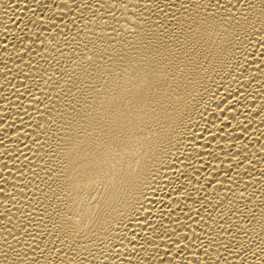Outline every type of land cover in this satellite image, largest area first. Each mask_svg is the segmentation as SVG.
<instances>
[{
  "label": "bare ground",
  "instance_id": "bare-ground-1",
  "mask_svg": "<svg viewBox=\"0 0 264 264\" xmlns=\"http://www.w3.org/2000/svg\"><path fill=\"white\" fill-rule=\"evenodd\" d=\"M0 264H264V0H0Z\"/></svg>",
  "mask_w": 264,
  "mask_h": 264
}]
</instances>
